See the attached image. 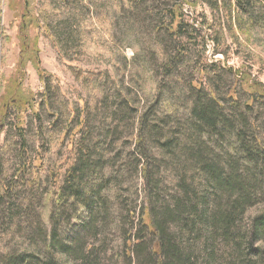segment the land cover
<instances>
[{"label": "rangeland", "instance_id": "obj_1", "mask_svg": "<svg viewBox=\"0 0 264 264\" xmlns=\"http://www.w3.org/2000/svg\"><path fill=\"white\" fill-rule=\"evenodd\" d=\"M195 1L198 4L195 8L187 4L180 7L184 33L174 38V35L170 34L176 31L177 21L172 20L170 24L163 13L169 7L177 8L178 0H68L65 6L57 0H0V109L6 104L5 117L0 114V128H3L0 133L1 161L8 174L17 168L22 148L17 137V126L20 125L25 132V154L32 158L35 151L40 152V155L48 160V170H53L60 177L69 160L67 150L80 135L78 122L86 116L84 109L94 112L96 128L92 141L104 150L103 158H108L104 161L107 170L114 172L116 179L120 181H113L108 189L104 190L107 189L110 194L115 191L121 194L118 202L115 197L110 196L111 199L107 203L110 210L108 219L111 222L106 223V227L110 232L108 236L104 235L107 240L98 264H137L133 254L131 259L123 257L122 249L126 250L125 246L132 242L125 246L122 244L121 230H139V219L145 220L144 214L143 220L140 218V212L146 204L150 206L148 185L146 186L144 175H141L146 161H141V171L134 163L131 165L134 157L129 151V146L135 147L137 141L138 134L135 129L132 133V125L134 128L138 126L139 112H144L148 104L153 105V116H149L148 120L153 122V126L158 123V134L151 131V134L143 139L158 159L147 162V167L148 171H154V176L159 178V187L164 186L167 189L163 192L165 202L170 198L173 201L174 196L180 195L177 184L182 174L179 172L178 160L186 159L183 151L186 137L174 133L173 128L184 124V120L186 127L188 126L193 100L191 93L202 91L206 96V93L211 91L218 101L222 100V106L232 116L225 100L228 94L237 91L241 104L249 97L242 92L232 76L233 71L238 70L242 64L246 66L245 64L250 63L252 67L248 70L251 79H257L264 86V49H256L254 56L241 53L242 58H247L245 61L234 53L228 57L219 52L215 53V45L209 39L212 30L208 25L216 24L215 20L220 17V25L225 30L227 20L222 10L219 11L221 15L211 13L207 0ZM43 9L45 11H42ZM31 15L33 18H39L37 29L21 24L28 17H32ZM203 17L208 22L207 27L201 23ZM20 29L25 30L20 34L27 36V48L31 46L34 37L38 36L40 67L53 76L52 79H47L46 86L31 61H25L22 68L19 66L22 53L18 37ZM181 45L184 49L180 48L182 52L176 57L178 62H167L166 59ZM202 62L209 66L214 64L216 74L201 71L205 69ZM164 64L167 65L166 72L162 67ZM7 88H15L16 91L33 97L31 107L22 114V124L16 122L12 105L8 104ZM119 102L123 111L117 109ZM110 111H119L122 116L125 115L116 132L112 127L115 122L108 117ZM128 113L129 115H126ZM35 114L40 116L39 120L34 118ZM251 115L250 119H254L258 129L257 137L264 140V105L256 102ZM173 136L174 145L168 153L161 146V142ZM199 141L190 142L197 147L207 145L213 152L204 154L207 150H200V161H205L206 155L211 162L217 159L216 163L225 167V158H232L226 153L229 151L226 146L208 142L205 138H199ZM214 144L218 147L216 151L222 152V155L215 156ZM115 152L117 155L114 157ZM192 158L196 166V158ZM187 162L191 164V160H186L185 163ZM238 163L240 165V161ZM47 173L49 175V171ZM186 175L190 178L196 174ZM191 181L197 191L202 192L201 185L204 180L201 177H192ZM255 186L260 189L248 191L251 202L244 203L235 217V228L239 232L236 237L243 252H239L240 255L236 258L234 251L228 247L234 246L228 242L226 244L218 234L212 241L217 264H225L226 260L228 262L226 258L229 253L234 255L229 259L235 264H264V238L259 237L260 234L257 233L252 242V237L248 235L255 219L264 215V182ZM222 193L224 190L219 195L220 200L214 201L210 194V200L213 201L211 208L214 202L225 201L227 197ZM124 203L131 207L135 205L137 210L133 215V226L126 223L129 215H125L130 207L124 206ZM141 205L143 206L139 208ZM198 208L201 209L199 206ZM5 215H0V259L21 240L17 234L9 231V228H21V235L29 241L27 237L30 236L31 230L34 229L35 233L43 227V220L31 212L15 224L9 223ZM61 215L58 225L64 229L66 223L63 224L62 220L68 215L66 212ZM45 221L51 223L49 217ZM165 223H168V230L177 231L174 222ZM32 237L33 235L30 239ZM207 240L206 245L210 244L211 238ZM149 246H152V242ZM249 246H253L258 253L249 254ZM71 264L78 263L75 261Z\"/></svg>", "mask_w": 264, "mask_h": 264}, {"label": "trees", "instance_id": "obj_2", "mask_svg": "<svg viewBox=\"0 0 264 264\" xmlns=\"http://www.w3.org/2000/svg\"><path fill=\"white\" fill-rule=\"evenodd\" d=\"M57 1L63 6L68 2V0ZM178 1L177 8L169 7L163 13V16L169 19L170 24L177 21L176 31L170 34L174 35V38L184 33L180 20L182 4H187L192 8L198 5L195 0ZM207 5L211 13L221 15L219 11L222 10L227 20L225 30L220 25V17L215 20L216 24L208 25V28L212 30L209 39L215 45V53L219 52L225 57L234 53L240 58L241 53L254 56L256 49H264V0H207ZM23 15L27 16L25 13ZM31 16L21 24L37 29L39 18ZM203 19L201 23L207 27L208 22L204 17ZM20 32H25V30L20 29L18 35L22 49L19 66L22 68L25 61H31L46 86L47 79H52L53 76L40 67L37 50L38 36L34 37L31 46L27 48V36L21 35ZM180 48H183L182 45L166 59L167 62H172V64L178 62L176 57L182 52ZM241 59L242 61L247 60L246 57H241ZM202 65L205 69L201 71L206 70L210 71L211 75L216 74L214 64L209 66L202 62ZM245 65L242 64L238 70L230 71L242 92L249 96L241 104L237 91L228 94L225 100L232 116L222 106V100L218 101L211 91H208L206 96L202 91L196 94L191 93L193 100L188 126L186 127V120H184V124L173 128L174 133L177 132L186 137L185 148H183L186 159L178 160L179 172L182 174L177 184L180 195L179 197L174 196L173 201L170 198L165 202L163 192L167 189L164 186L159 187V178L154 176V171H148L147 167V162L150 163V160L154 158L158 159L151 152L150 146L145 145L143 139L144 136L151 134V131L157 133L159 129L158 123L153 126V122L148 120L149 116H153V105L148 104L144 112H139L138 126L134 128L132 125V133L135 129L138 134L137 141H135V147L129 146V151L134 157L131 165L134 163L140 167L141 171L140 163L146 161L141 175H144L146 186L148 185L150 206L146 204L140 212V218L142 219V214H144L145 220L139 219V230L136 232L132 229L129 232L121 230L122 244L125 246L132 242L125 246L126 250L122 249L123 257L131 259L133 254L137 264H217L212 241L218 234L226 244L228 242L234 246V248L228 247L234 251L236 258L243 252L238 237H236L239 232L235 228V217L244 203L251 202L248 191L258 190L259 187L255 184L261 185L264 182V140L257 137L258 129L254 119H250L255 103L264 105V86L257 79H251V73L248 70L252 67L251 64ZM162 67L166 72L167 65L164 64ZM6 93H8L6 97L9 100L8 104L12 105L16 122L22 124V114L31 107L33 97L30 94L20 93L15 88H7ZM117 106V109L123 111L121 102L117 103ZM5 109L6 104H3L0 109L1 116L5 117ZM84 110L86 116L78 122L80 135L67 150L69 160L62 177L56 175L53 170H48V160L42 157L40 152L35 151L32 158L25 154L27 150V147L23 145L25 144V132L20 125L17 126L19 129L17 137L22 148L15 171L8 174L0 157V215L6 214L9 223L12 224L28 216L30 212L43 220L41 229L35 233L34 229L31 230L30 236L27 237L29 241L21 235V228L8 229L13 234H17L21 240L16 244L17 247L14 246L13 250L6 253L3 258L1 257L0 264H71L75 261L78 264L99 263L101 253L105 248L104 243L107 240L104 235L108 236L110 232L106 227V223L111 222L108 219L110 210L107 203L111 199L110 196L115 197L116 202L121 197L119 191L110 194L106 190L113 181L118 183L120 181L116 179L114 172L107 170L104 161L108 158L107 156L103 158L104 150L98 143L92 141L96 128L94 112ZM124 116L119 111H110L108 114V117L115 122L112 126L115 132ZM34 118L39 120L40 116L35 114ZM2 131L3 128H0V133ZM173 138L174 136L165 138L161 142V146L168 153L172 151ZM199 138H205L208 142H216L217 145H223L229 149L226 153L232 158H225L227 159L225 167L217 164V159L211 162L212 160H208L206 155L205 161H200L202 155L200 150H207L204 154L205 152L210 154L212 151L207 145L197 147L191 144L190 141L199 143ZM213 146L216 151L218 147L215 144ZM214 154L215 156L222 155V152L216 151ZM116 155L117 152L114 153V157ZM192 156L196 158V166L192 161ZM183 160H191V164ZM128 170L131 172L130 167ZM189 173L196 174L192 176L193 179L201 177L204 180V184L201 185L202 192L197 191L191 181L192 177L188 178L186 174ZM118 187L120 188L119 185ZM105 188L107 189L104 190ZM220 190H224L222 194L227 198L221 203L214 202L211 208L214 199L220 200L219 195L222 192ZM210 194L213 196L212 202ZM34 202L38 204L34 205ZM159 202L160 206H158ZM123 205L130 207L125 217L129 215L126 223L133 226V215L137 211L135 205L133 207L127 203ZM64 212L68 217L62 220V223L66 225L64 229H61L58 220ZM47 217L51 221L49 224L45 221ZM167 221L174 222L176 232L168 230V223H165ZM257 233L260 234L259 237L264 238V215L255 219L252 231L248 232V235L252 237V242ZM208 238H211L209 246L206 245ZM251 253H258L253 246H249V254ZM233 254L229 253L226 258L228 262L226 260L225 264H235L229 259L234 256Z\"/></svg>", "mask_w": 264, "mask_h": 264}]
</instances>
